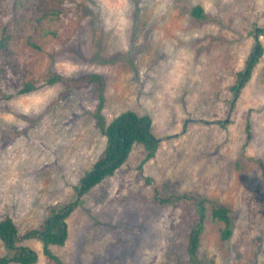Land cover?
<instances>
[{
    "label": "rangeland",
    "instance_id": "374dc122",
    "mask_svg": "<svg viewBox=\"0 0 264 264\" xmlns=\"http://www.w3.org/2000/svg\"><path fill=\"white\" fill-rule=\"evenodd\" d=\"M197 6L204 19L191 15ZM254 26L264 28V0H0V220L23 235L72 201L104 147L99 95L47 80L97 74L105 121L146 114L161 143L143 164L135 145L80 198L52 254L61 264H190L194 204L161 205L156 192L205 200L204 264H264V51L229 102ZM211 203L229 209L227 240ZM21 245L35 264H56L37 241Z\"/></svg>",
    "mask_w": 264,
    "mask_h": 264
},
{
    "label": "trees",
    "instance_id": "16d2710c",
    "mask_svg": "<svg viewBox=\"0 0 264 264\" xmlns=\"http://www.w3.org/2000/svg\"><path fill=\"white\" fill-rule=\"evenodd\" d=\"M190 13L198 19L205 18L202 15L201 8L198 6L192 7ZM253 31H255L253 49L247 57L243 69L237 74L236 83L230 88L232 99L229 102L232 105L238 97L241 88L250 79L252 70L259 62L264 51L261 44L257 41V38L264 35V28L254 26ZM47 82L49 85L60 82L67 89L83 88L88 85L94 86L99 95L95 118L99 130L105 138L104 147L96 161L74 187L72 201L50 207L47 218L42 221L37 229L27 230L23 235H19L18 228L11 218L4 217L0 220V241L4 248V254L0 256V264H35L38 259L37 253L21 245L25 240L37 241L41 245V252L44 256L54 260L56 264H61L52 254L50 247H61L65 244L68 237L66 220L78 206L80 198L106 178L112 177L125 162L135 145H141L146 152L144 159L141 161L143 164L155 156L161 143V139L156 138L152 134L151 118L146 114L138 115L128 110L120 113L109 122L105 121L100 113L103 106L102 91L104 87L100 75L89 74L82 78L72 79L51 75ZM32 89V86L28 84L20 92L26 93ZM219 124L221 127L225 126L224 122H219ZM154 193L156 202L161 205H170L177 200H186L194 204L195 219L187 236L186 253L190 264H204L198 257V248L206 217L205 200L189 195L160 197L156 192ZM210 217L213 221L224 224L221 239L223 241L227 240L232 233L229 209L222 204L211 203Z\"/></svg>",
    "mask_w": 264,
    "mask_h": 264
}]
</instances>
